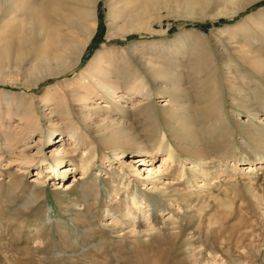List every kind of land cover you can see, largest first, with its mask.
Here are the masks:
<instances>
[{
	"label": "rangeland",
	"instance_id": "obj_1",
	"mask_svg": "<svg viewBox=\"0 0 264 264\" xmlns=\"http://www.w3.org/2000/svg\"><path fill=\"white\" fill-rule=\"evenodd\" d=\"M44 1L14 0L13 13L10 1L1 7L0 264H264V0L238 9L234 0H94L96 27L80 64L34 84L24 76L39 62L71 56L83 40L66 20L79 13L73 0H48L60 12L51 8L42 23L23 9ZM112 13L119 25L138 14L148 30H114ZM139 79L152 86L150 99ZM97 81L117 84L115 96ZM30 99L35 111L21 119L16 101ZM37 127L51 132L40 154L41 133H30ZM75 130L82 144L68 139ZM162 132L176 162H205L207 180L154 188L108 160L113 150L140 155L136 167L147 176L165 154L151 157ZM86 138L96 157L84 173ZM176 162L160 169L172 181ZM136 190L149 220L133 210L123 225L110 223L103 211L121 216Z\"/></svg>",
	"mask_w": 264,
	"mask_h": 264
},
{
	"label": "bare ground",
	"instance_id": "obj_2",
	"mask_svg": "<svg viewBox=\"0 0 264 264\" xmlns=\"http://www.w3.org/2000/svg\"><path fill=\"white\" fill-rule=\"evenodd\" d=\"M8 1H10V3H9L10 7L9 8H10V11L12 13L19 10V7H18L17 3L14 2V0H0V21L3 23L8 21L7 20L8 15H7V9L1 8V7H2L4 2H8ZM65 1H67V0H65ZM253 1H256V0H234L232 2V8L238 9V8L242 7L245 3L253 2ZM68 3L72 4V6H74V7L76 6L75 9L76 10L78 9L79 13L77 16L71 15V16L67 17L66 20L70 23V25H72L75 28L82 31L83 40L75 45V51H73L71 56L61 58V57H58L56 55H53L52 57H46L43 61L39 62V67L36 68L35 72H32V73L24 76L27 80L33 82L34 84H37L39 81H41V79H44L47 77L61 76V75L65 74L67 71H69L71 68L80 64V58L82 56V53L85 51L86 45L89 43V41L92 40L91 38L93 37L95 27H96V20H97L96 15H95L94 0H73L72 2H68ZM38 4L39 5L37 6V5H34V3L30 2L28 5H25L23 7L24 10H27L31 6V11H32L33 15H35V20L38 23H42L41 22L43 20L42 16H44L48 11H50L51 8H53V10L56 13L60 12L59 11L60 6L52 4L51 1L49 2L48 0H46V1H44L42 3H38ZM206 4H207V2L201 3V5H200L201 8H204ZM116 9L117 8H115L114 11H116ZM111 10H113V9H111ZM111 17L113 19V24H111V28L114 30H116V29H119V30H131V29L148 30V26L146 24H144L145 21L141 20V18H139L138 14H135L133 17L129 18V20H125V22L123 20V23L121 25L118 24L119 22L117 19L120 16H118L115 13H112ZM97 70H101L100 65L97 66L96 71ZM91 75H93V74H91ZM101 75H103V74H101ZM95 76H98V74L96 73L95 75H93V77H95ZM17 78H18V76L12 77V78L10 77V80L15 81V80H17ZM91 78H92V76H91ZM140 79H139V81H140ZM123 80L124 81L126 80L127 83L131 82L130 84H132V82H133V81H129L126 77ZM97 83L99 84L100 82L97 81ZM100 84H101L100 85L101 88H103V90L106 91V94L108 96L113 97V95L116 93L114 90V87L117 84L114 85V87H111L110 84H103V83H100ZM140 84L142 86V89L144 90L142 95L146 99H150L151 92L153 90L152 86H148L146 84V82H144L142 80L140 81ZM12 101H13V97H11L10 95H5V102H6L8 107H10V104L12 103ZM16 103L17 104H16L15 111H16V114L18 116H20L21 119H25V115H27L28 112L33 113L35 111V104L32 102L31 99L30 100H24V101L17 100ZM22 105H24L23 106V107H25L24 109H21ZM65 105H66V107H69L67 102H65ZM263 119H264V117H263ZM31 121H33V120H31ZM37 125L40 126V123L37 122ZM36 131H39L41 133V136L38 138V149H37L38 150L37 154H40L43 152V146L42 145H44L45 143L48 144V142L51 140V132L48 131L45 133L42 131V129L40 127H37L35 129H33L32 131L30 130V133L31 132L34 133ZM106 134H108V133H106ZM159 136H160L159 145H158L155 153L153 152V155L151 157H156V154L160 153V151L165 152V154H162V156H161V163H158L157 167L150 169V171H149L150 173L148 172L147 176H144V174L141 173L140 169L138 167H136V162L138 160L141 161V159H143V158H139L140 155L133 154L129 158L123 159L120 151L113 150V153L111 154L110 157H108V160H110V163L111 162L116 163L119 161L118 162L120 164L119 169H120V173H121L122 177L127 176L129 179L131 177H133L134 179H136V181H143L144 184H146L145 182L149 181V184L153 185L152 187H154V188H159L157 185L158 183L165 185L170 180H171V182H174L175 184H180L181 182L182 183H191L192 182L196 185L197 182H195L196 181L195 177L199 176V175H200V177L204 178L203 180H207L205 178V177H207L206 176L207 174L204 172L205 162L198 160V162L197 161L194 162L193 166H189V167H186L184 162L181 160H178L176 162L174 159L176 150L173 147V145L168 141L167 135L164 132H162V133H160ZM17 137H19V140L25 141V139L28 136H26L24 134L23 130H20ZM78 137H80V136H78V131L75 130L74 132L69 134L68 139L71 140L72 143L75 141L81 142V140ZM62 140H64V138L60 137V138H58L57 141H62ZM87 140H88L87 143L89 146L90 153H88V154L83 153L81 158H80V162L82 163L81 166H83L82 169H83L84 173L90 168V165H92L91 163H93V160L96 157V150L94 147V141L92 139H89V138ZM82 142H81V144H82ZM23 144H25V143H23ZM56 150L57 149H55V151ZM143 150L146 151L145 153L148 152L147 148H142L141 151H143ZM256 156L257 155L254 154L252 161L255 159ZM21 158H22V161L24 163H29V162H32V160H33L32 157L28 156L27 154H23V157H21ZM55 158H56V156L53 157V159H55ZM149 159L152 160V158H149ZM55 162L58 163L59 160H57ZM175 162L177 163L176 167L178 166V169H176L177 172H176L175 177H173V178L177 181H172V179H169V177H165L166 172H164V171L162 172V171H160V169L164 168L165 165L170 167L171 163L174 164ZM234 165L236 167L239 166L240 168H238V169H240L242 171L245 168L246 169H253L254 163L249 162V163H247V165L245 164L246 165L245 167H244L243 163L242 164H236V162H234ZM221 172H225V170L224 169L218 170L214 174L218 178L217 174L221 173ZM190 174H191V176H190ZM65 184H68V182H66ZM163 191H160V192L163 193ZM139 196L140 195L137 193V190H136V192L133 191V193L127 194V196L125 197L126 198V200H125V207L126 208H125V211L121 214V216L117 215L115 212L113 213L110 209L106 208L103 212L109 218L110 223H112L114 225H123L124 220L133 219V217H134L133 210L140 212V214H142L145 221H148L150 217H149V215H147L148 216L147 217L146 213L149 212V207H148V205H144L140 201L141 197H139ZM159 203L160 202H158V204L155 203L154 208H155V210L162 211L163 210V207H162L163 204H161V203L159 204ZM149 226L152 227L153 225H149ZM149 226H147V227H149ZM150 230H151V228H150ZM148 231H149V229H148Z\"/></svg>",
	"mask_w": 264,
	"mask_h": 264
}]
</instances>
